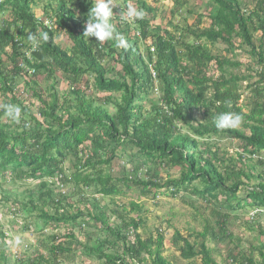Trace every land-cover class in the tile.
I'll return each instance as SVG.
<instances>
[{"label":"trees","instance_id":"trees-1","mask_svg":"<svg viewBox=\"0 0 264 264\" xmlns=\"http://www.w3.org/2000/svg\"><path fill=\"white\" fill-rule=\"evenodd\" d=\"M41 1L45 2L39 6L37 3ZM206 1L209 25L202 29L187 26L181 28L178 35L152 26L154 10L142 1L139 10L145 13L144 18L132 19L133 27L127 22L124 9L115 10L110 21L115 26L114 38L100 43L94 37L83 35L94 0H0V9L9 11L11 17L0 26V88L7 94L5 104L18 106V99L27 100L32 93L37 99L39 116L35 118L20 102L23 115L19 123L11 126L9 118L1 120L5 104L0 108V178L21 183L28 179L39 180L38 200L42 203L45 197L57 196L52 199L55 210L49 213L43 204L37 208L33 194L28 191L30 201L22 203V209H37L42 222L48 220L55 226L77 221L84 226L88 222L99 223L100 231L105 232L107 238L89 240L85 244L76 240L73 233H69L68 238H73L87 256L103 264L173 263L163 255L162 233H157L155 238L151 235L141 238L137 231L139 218L127 220L122 211H115L120 220L115 223L95 199L92 208L81 210L69 204L73 211H67L64 205L67 197L55 192V183H81L111 199L122 194L121 186L129 187L128 182L141 185V195L156 194L157 189L165 188L171 196H177L182 189L190 187L193 193L215 202L221 194L227 205L236 200L239 207L241 199H249L251 206L264 207V0H256L255 7L249 9L240 0ZM37 7H41V12L36 11ZM177 8H181V4ZM39 13L42 18L38 17ZM30 32L47 33L49 39L40 40L39 47L33 50L27 39ZM256 33L258 39L254 42ZM116 34L126 38L127 50L116 46ZM59 37L62 42L56 41ZM233 37H239L250 47L249 53L262 67L258 72L259 80L249 85L252 87L247 112L238 104L242 76L222 74L225 65L238 66L239 63L214 56L202 41L210 44L221 41L232 49ZM147 39L150 45L144 46L148 54L145 56L139 43ZM151 46L154 56L149 51ZM109 60L119 63L121 69L113 77L108 75L113 68L106 67ZM151 62H154L162 96L159 103H151L149 109H144L143 100L154 85L148 66ZM212 62L221 72L216 79L208 76ZM24 67L32 68V75L25 73ZM43 72H47V86L43 91L38 89L40 92L35 85L43 81ZM85 75L92 77L95 91L108 94L100 103L95 104L80 87ZM59 80L70 85L64 98H60L57 91ZM20 83L25 88L21 89ZM207 92H211L208 97ZM104 103L112 104L113 112L107 110ZM200 108L204 110L203 121L194 117V110ZM222 112L240 114L242 127L248 132L238 128L218 130L214 120ZM25 115L29 118L22 119ZM28 120L31 126L27 127ZM192 121L197 122L195 128ZM184 126L190 133L181 130ZM20 127L22 130L18 131ZM219 133L240 140L241 152L222 157L209 147H203L200 136ZM108 140L112 147L104 145ZM86 143L91 145L87 153L82 148ZM121 145L136 149L134 155L140 161L130 170L122 168L121 177L97 169L101 164H108L110 170L117 147ZM68 159L72 162V172L64 166ZM158 166L179 167L180 174L160 179L156 172ZM89 168L94 169V174L87 171ZM143 168H146L145 175L140 176ZM44 177L46 179L41 180ZM257 179L258 182H252ZM196 181L198 186L192 185ZM242 187L245 196L238 200L237 193ZM131 206L134 211L140 210L134 202ZM217 214L222 226V217L226 215L221 216L220 210ZM260 215L263 216V212ZM260 225L259 233L264 236V222ZM207 229L196 233L201 240L193 243L179 231L174 232L173 245L188 264H196L197 258L200 264H220L203 239ZM4 237L0 232V242ZM51 239L54 237L47 236L40 241L52 259L39 254L29 260V264H49L58 254L70 251V247L65 248L62 243L48 244ZM111 248L114 251L108 252ZM263 250L264 241L259 250V264H264ZM253 261L250 255L240 260L246 264H254Z\"/></svg>","mask_w":264,"mask_h":264},{"label":"rangeland","instance_id":"rangeland-1","mask_svg":"<svg viewBox=\"0 0 264 264\" xmlns=\"http://www.w3.org/2000/svg\"><path fill=\"white\" fill-rule=\"evenodd\" d=\"M141 1L154 10V18L151 20L152 26H160L163 30H168L177 35L182 32L181 28H186L187 26L193 27V29H202L209 25L207 17L209 3L206 0H113V3L116 4L113 7V12L115 13L124 9V13L127 14L129 7L139 10V2ZM240 1L245 4L246 9L253 8L256 5V0ZM44 2L41 1L37 4L41 6ZM179 4H181V8L178 9L177 6ZM40 9L41 7H37L36 11L41 12ZM38 17L42 18L41 13L38 14ZM5 20H11L9 11L0 9V26L5 23ZM126 20L131 24L132 19L127 18ZM131 25L132 27L134 26V24ZM164 34L165 32L162 33V35ZM257 39L256 33L254 42ZM59 40L62 42L61 37L57 38L56 41L58 42ZM202 41L206 42L208 49H210L214 56L219 58L224 57L229 61L239 63L238 66L225 65L222 74L228 76L232 73L242 76L239 82L241 97L238 104L242 106L244 112H247L246 104L251 99L250 90L252 87L249 85L259 80L258 72L262 68L257 65L256 58L249 53L250 47L243 44L239 37H233L232 46L234 45V47L232 49L231 45L221 41H217L215 44H210L204 39ZM139 45L142 53L147 56L148 54L144 46L150 45V39H147L144 43H139ZM4 59L8 61L7 58ZM106 67L113 68L108 74L110 77L115 76V73L121 70L119 63L113 60H109L106 63ZM43 73L44 75L41 77L43 81L35 85L37 91H43L47 86L45 82L47 72ZM220 73L215 63L212 62L208 69V76L216 79ZM55 74L60 75V72H56ZM20 77L22 78V76ZM17 80H19L18 76L16 77ZM92 82V77L85 75L80 83V87L88 98H92L95 104L100 103L108 94L95 91ZM18 86L21 89L25 88L23 83L18 84ZM69 86V83L66 81L59 80L56 87L60 98H64L67 95ZM161 93L160 84L155 79L153 87L143 100L144 109H149L151 103H159L162 96ZM210 93L207 92L205 96L208 97ZM16 94L18 96L20 93ZM6 97V92L0 88V108L5 104ZM26 99H18V107H20L21 102V105H26L28 111H31L35 118H39L38 114H36L38 105L36 97L30 93ZM6 105L12 104L6 103L4 109ZM104 106L107 110L113 112L114 107L112 104L104 103ZM26 117L28 116L25 115L22 119H26ZM194 117L198 121H203L204 110L202 108L194 110ZM4 118L8 119L5 114L1 120L5 121ZM192 122V128H195L197 122ZM14 124L15 122L10 120V125L13 126ZM28 125L31 126L29 120L27 121V127ZM180 128L183 132L190 133L187 126ZM237 128L241 132H248L247 129L242 127V124ZM21 130L20 127L18 131ZM200 141L203 147H209L213 152L218 153V156L222 157L236 156V153L242 150V142L240 140L225 136L222 133L200 136ZM104 145L113 146L109 140ZM90 146V144L86 143L82 148L87 153ZM135 151L136 149L134 148L121 145L117 147L115 158L110 163V170L108 164H101L99 167L97 166V169L101 168L104 172H111V175L114 177H121L123 176L122 168H125L126 171L130 170L131 166L140 161L139 157H135ZM101 155L104 158V153H101ZM253 159L256 160V158ZM71 165L72 162L69 159L64 164L69 172L74 171ZM145 170L146 168H143V170L139 171L140 176L145 175ZM87 171L94 174V169L89 168ZM156 172L160 179H166L168 176L178 177L180 174L179 167L168 169L158 166ZM44 179L46 178L44 177L41 180ZM258 181L259 179L252 182ZM39 182L37 179H28L21 183L19 180L0 178V232L5 236V239L0 242V264H29V260L39 254H44L49 259H52L51 254H49L45 245L40 241L41 238L47 236L54 237V240L51 239L48 244L56 245L62 243L63 247H70L69 252L64 251L58 254L56 256L57 259L51 261L49 264H103V262L95 257L87 256L84 249L80 245L75 244L73 238H68L69 233H73L76 240L82 244L87 243L89 240L107 238L106 233L100 231L99 223L93 221L88 222L84 226L82 223L77 224V221V223L55 226L53 222H49L48 220H43L44 222H42L37 209H22V203L29 204L30 199L27 193L30 190L33 194V202L37 208L43 204L44 210L49 213L55 210L52 199L57 198L56 195L45 197L44 203L38 200L37 185ZM128 184L130 185L129 187L121 186L123 193L115 196L114 199L101 196L95 193L94 189L85 187L81 183L78 185L72 182L55 183L54 190L55 192H61L67 197L64 204L67 211H73V208L69 209V204L81 210L92 208V202L95 199L99 206L103 207L110 220L115 223L120 222L117 219L115 211H122V215L127 220L129 218H139L140 226L137 231L141 238L144 239L150 235L155 238L157 233H162L164 236L163 255L173 264H188V261L181 258L179 250L173 245L174 232L176 230L179 231L183 237H187L193 243L195 240H201V237L197 236L196 233L203 232L205 227L208 229L203 239L211 250L213 258L218 263L246 264L245 262H240L244 255L252 256L254 264L260 263L259 250L261 244H263L264 236L259 233L258 227L264 222V207L251 206L248 204L249 199H241L245 196L246 192L243 187L237 193L238 200L241 199V205L237 207L236 203L239 201L234 200L227 205L224 203V196L220 194L217 202H215V200L208 199L207 196L201 197L193 193L190 187L182 189L177 196H171L165 188L157 189L156 194L150 192L149 194L141 195V185H135L130 182ZM192 185H197V181ZM131 202L138 204L140 210H132ZM219 210L221 216L222 214L226 215V218L222 217L224 220L222 226L219 224L220 215L217 214ZM260 212H263V216L260 215ZM35 223H37L36 227L39 228L34 226ZM110 251L113 252L114 248L108 249V252ZM196 264H200L199 258H197Z\"/></svg>","mask_w":264,"mask_h":264},{"label":"clouds","instance_id":"clouds-1","mask_svg":"<svg viewBox=\"0 0 264 264\" xmlns=\"http://www.w3.org/2000/svg\"><path fill=\"white\" fill-rule=\"evenodd\" d=\"M116 4L113 3V0H96L95 5L90 9V15L87 17V22L84 28L83 35L88 38H95L97 42H105L110 41L114 38L115 26L110 22L113 17V7ZM145 13L143 10H138L136 8L129 7L127 12L128 19L139 20L144 18ZM125 19V17H122ZM121 20V18H120ZM117 39V47L127 50L129 44L125 37L116 34ZM27 39L32 43L33 50L39 47V41H47L49 39L47 33L42 34H34L29 33ZM149 51L154 56V47H150ZM28 56V54H27ZM154 62L148 64L149 70L153 80L156 79V71L153 67ZM24 72L32 75L33 69L24 67ZM153 72L155 74L153 75ZM70 89H68L69 92ZM67 92V93H68ZM5 115L15 123H19L21 120V109L15 105H6L5 106ZM243 117L240 114L232 113V112H222L217 114L215 117L214 123L215 127L218 130L225 129H235L237 128L241 122Z\"/></svg>","mask_w":264,"mask_h":264},{"label":"built area","instance_id":"built-area-1","mask_svg":"<svg viewBox=\"0 0 264 264\" xmlns=\"http://www.w3.org/2000/svg\"><path fill=\"white\" fill-rule=\"evenodd\" d=\"M155 74V72H153V75Z\"/></svg>","mask_w":264,"mask_h":264}]
</instances>
